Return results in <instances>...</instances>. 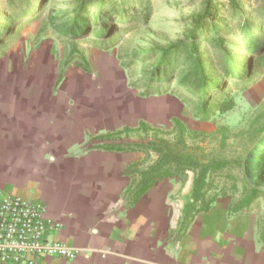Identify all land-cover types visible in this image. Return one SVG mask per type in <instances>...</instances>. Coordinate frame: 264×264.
<instances>
[{"label": "rangeland", "instance_id": "rangeland-1", "mask_svg": "<svg viewBox=\"0 0 264 264\" xmlns=\"http://www.w3.org/2000/svg\"><path fill=\"white\" fill-rule=\"evenodd\" d=\"M26 1L36 4L38 0ZM243 1L246 8L257 4V0ZM11 4L12 0H0V22L2 16L12 13ZM71 4L72 0L44 2L40 16L25 24L18 40L0 56V75L5 76L6 67L10 71L4 87L8 90L7 95L29 99L23 77L35 68L37 57L42 54L40 92L32 99H43L44 93H48L50 98L70 96L69 101L62 105L63 114L73 113L74 117L82 114L95 123L83 136L85 147L121 146L138 152L139 159L128 170L132 175L133 188H138L152 177L157 182L170 179L174 184V200L179 205L176 212L178 222H181L185 211L182 206L186 207L192 199L193 181L204 166L225 163L224 168L209 172L207 199L214 198V203L230 200L235 206L246 198L249 187L244 179L242 164L264 139V79L246 91L236 92L234 110L208 121L197 117L195 100L174 84L161 92L151 90L154 94H149L141 83L142 75L158 61L159 50L182 39L189 18L202 10L204 0H150L149 19H141L105 45L71 41L56 33L51 18L69 14ZM227 41L228 49L234 52L232 45L240 41V36L231 34ZM200 50L214 61L218 60L211 47L204 45ZM144 52L152 54V57L142 62L144 57L140 54ZM102 54L110 56V76L102 73L97 66V59ZM69 76H75L73 81L82 77L83 82H90L92 89L89 94L85 85H77L74 92H70L69 88L60 92V87L66 84L64 82ZM176 80L179 79L173 77V82ZM106 81L111 83L104 85ZM153 97L158 103L165 99L169 106L155 111L150 103ZM142 122L146 128L140 127ZM125 128L129 132H122ZM174 155L188 158L197 168H188L183 162L176 161ZM168 174L172 177H164ZM247 209L264 222V195Z\"/></svg>", "mask_w": 264, "mask_h": 264}, {"label": "crops", "instance_id": "crops-1", "mask_svg": "<svg viewBox=\"0 0 264 264\" xmlns=\"http://www.w3.org/2000/svg\"><path fill=\"white\" fill-rule=\"evenodd\" d=\"M36 62L23 77L30 82L24 84L28 100L7 95L8 67L0 75V192L45 204V217L60 225L51 239L77 252L72 260L45 258L42 264H264V222L255 214L232 213L230 200H220L183 230L184 212L179 223L170 179L152 177L133 188L128 170L138 152L85 147L83 136L95 123L82 114H63L69 95L50 98L43 91V99H32L40 92L42 54ZM97 66L112 75L108 54ZM74 77L60 92L85 85L89 94L91 83ZM160 101H150L157 112L169 106Z\"/></svg>", "mask_w": 264, "mask_h": 264}, {"label": "trees", "instance_id": "trees-1", "mask_svg": "<svg viewBox=\"0 0 264 264\" xmlns=\"http://www.w3.org/2000/svg\"><path fill=\"white\" fill-rule=\"evenodd\" d=\"M44 2L48 0H38L36 4L12 0V13L1 17L0 56L18 40L22 27L40 16ZM71 5L69 14L51 18L56 33L71 41L102 45L131 29L141 19H149L151 14L150 0H72ZM231 34L240 36V41L233 44L236 46L232 45L234 52L228 49L227 37ZM204 45L212 48L218 60L214 61L200 50ZM158 54L156 64L142 75L141 83L149 94H154L151 90L161 92L174 84L195 100L197 117L205 121L234 110L236 92L246 91L264 79V0H257L253 8H246L243 0H204L202 10L189 18L182 39L161 48ZM140 55L144 57L142 62L152 57L147 52ZM173 77L179 80L173 82ZM140 127L146 128V124L142 122ZM122 132H129V129ZM261 142L243 160V175L249 192L230 208L232 213L249 208L264 195V139ZM105 149L131 151L121 146ZM174 159L188 168H197L188 158L174 155ZM224 167L225 163L204 166L195 177L192 199L182 218L183 230L196 215L209 211L215 202L214 198H206L207 177L211 169ZM168 176L172 174L164 177ZM153 183L143 185L137 198L146 194Z\"/></svg>", "mask_w": 264, "mask_h": 264}, {"label": "built area", "instance_id": "built-area-1", "mask_svg": "<svg viewBox=\"0 0 264 264\" xmlns=\"http://www.w3.org/2000/svg\"><path fill=\"white\" fill-rule=\"evenodd\" d=\"M46 206L0 192V264H42L45 258L72 260L77 252L51 239L60 225L45 217Z\"/></svg>", "mask_w": 264, "mask_h": 264}]
</instances>
